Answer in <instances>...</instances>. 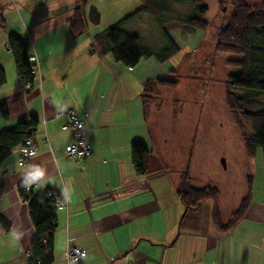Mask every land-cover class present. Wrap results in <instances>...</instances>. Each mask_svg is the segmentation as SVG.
<instances>
[{
    "label": "crops",
    "instance_id": "0c3cea01",
    "mask_svg": "<svg viewBox=\"0 0 264 264\" xmlns=\"http://www.w3.org/2000/svg\"><path fill=\"white\" fill-rule=\"evenodd\" d=\"M145 2L0 0V68L5 74L0 104L7 112L6 118L0 115V131L21 118L37 121L36 155L18 167L17 148L0 162V264H28L33 231L27 204L17 192L28 179L34 183L32 194L49 189L66 201L67 209L56 211L52 264L65 263L67 245L85 252L83 264H264V181L257 193L250 190L244 217L228 233L213 230L206 202L196 230L179 231L178 186L164 181L163 167L151 156L156 143L151 108L158 113L160 106L151 105L150 98L163 85L144 86L164 79L169 69L165 63L147 68L141 60L128 68L92 48L95 36ZM90 10L98 16L97 26L90 23ZM79 15L84 26L74 35L71 24ZM144 15L154 20L141 14L123 30L132 34L131 24L145 20ZM10 35L23 43L26 56L39 61L40 78L33 79L27 93L20 90L6 47ZM66 110L85 126L90 154L81 162L65 158L72 139L61 130L65 119L55 116ZM133 141L148 152L142 176L130 162Z\"/></svg>",
    "mask_w": 264,
    "mask_h": 264
},
{
    "label": "rangeland",
    "instance_id": "374dc122",
    "mask_svg": "<svg viewBox=\"0 0 264 264\" xmlns=\"http://www.w3.org/2000/svg\"><path fill=\"white\" fill-rule=\"evenodd\" d=\"M221 1L225 6L220 11L217 0H203L206 12L201 20L207 28L197 30L180 24L197 14L194 3L164 0L162 25L178 47L164 64L169 69L164 79L175 85L158 87L157 94H151L150 104L159 105L160 111L155 113L152 107L150 121L156 142L151 156L163 167L164 181H172L178 188L184 182L186 187L196 190L215 189L216 200L206 202L205 209L210 216L215 206L225 224L247 196L248 187L255 193L261 189L264 158L259 150L253 158L247 157L243 137L250 136L251 130L246 124L236 125L224 102L227 79L239 72L228 61L241 60V56L215 51L216 33L232 12L230 0ZM243 1L257 5L264 0ZM142 19L145 20L131 24L129 30L138 36L143 49L155 54L141 59L150 68L152 63L160 64L156 55L162 53L167 43L154 20L145 15ZM229 89L238 97L247 94L242 112L264 109V93ZM237 116L242 119L241 114ZM179 206L183 214L181 203Z\"/></svg>",
    "mask_w": 264,
    "mask_h": 264
},
{
    "label": "trees",
    "instance_id": "16d2710c",
    "mask_svg": "<svg viewBox=\"0 0 264 264\" xmlns=\"http://www.w3.org/2000/svg\"><path fill=\"white\" fill-rule=\"evenodd\" d=\"M185 1L172 0L175 4H182ZM190 2L197 6V14L186 18L180 24L191 26L197 30H205L207 23L201 20L206 12L203 0H190ZM217 2L221 11L225 4L221 0H217ZM230 5L232 6L231 15L227 21H223L216 33L215 51L239 55L241 60L228 61V64L237 67L239 72L228 77L224 102L236 125L246 124L251 130L250 136L243 137V149L247 157L253 158L256 151L259 150L264 158V109L242 112L247 94L238 97L229 89L230 87H238L245 89L248 93H264V1L257 5H247L243 0H230ZM163 6L164 0H146L143 7L95 36L92 40V48L98 51L100 55H108L114 62L128 68H133L143 58L153 56L151 52L140 46L137 35L128 34L123 30L124 26L139 15L147 14L156 21L163 32L167 47L163 49L162 53L156 55V59L160 64L165 63L178 51V47L170 40L163 28ZM79 16L80 18L77 16L71 24L74 35L80 34L83 30L84 23L81 21V15ZM89 19L93 26L99 24L98 16L93 10H90ZM2 26L3 22L0 19V27ZM6 47L12 57L18 79L32 85L34 78L28 72L29 65L23 43L10 35ZM4 83L5 74L0 68V88ZM154 85L172 87L175 83L165 79H157L147 81L144 86L148 88ZM145 91L146 94H151L149 89H145L144 94ZM238 114L242 115L241 120L238 119ZM0 115L3 118L7 117L3 104H0ZM36 126L37 121L34 118L26 117L19 119L13 128L0 131V162L6 160L15 149L20 148L24 140L33 139ZM147 154V149L141 142L133 141L130 144V162L137 176H142L146 171ZM32 184L33 181L28 179L17 187L18 195L27 204L33 231V237L26 252L28 264H52V237L56 228V210L53 207V200L46 195L50 191L49 189H44L38 195L25 194V187ZM176 196L184 208L182 217L178 222V230L186 231L188 229L196 230L200 222L202 204L214 202L217 192L215 189L196 190L188 188L182 182L176 191ZM249 201L250 188L248 187L247 196L240 202L238 209L225 224L221 223L217 208L212 206L209 222L213 230L218 234H225L233 229L244 217Z\"/></svg>",
    "mask_w": 264,
    "mask_h": 264
},
{
    "label": "built area",
    "instance_id": "2783aa9c",
    "mask_svg": "<svg viewBox=\"0 0 264 264\" xmlns=\"http://www.w3.org/2000/svg\"><path fill=\"white\" fill-rule=\"evenodd\" d=\"M27 63L29 65V75L33 78H40V66L39 61L34 55L27 56ZM32 89V85L27 84L20 80V90L23 93H27ZM63 117L65 122L61 126L62 131H66L70 134L72 139L71 144L66 148L65 158L75 162L84 161L90 154V144L85 138V126L82 120L78 118L72 110H66L55 116ZM36 155V148L33 139L29 138L24 140L20 147V158L16 165L18 167L23 166L29 159ZM34 183L30 186L25 187V194L32 192ZM48 198L53 200V207L56 211L66 210V201L64 197L56 195L53 191L46 193ZM65 264H83L85 259V252L74 246L67 245L64 253Z\"/></svg>",
    "mask_w": 264,
    "mask_h": 264
}]
</instances>
